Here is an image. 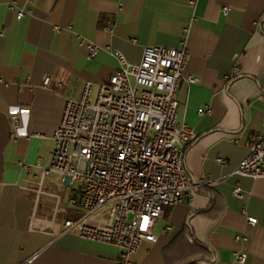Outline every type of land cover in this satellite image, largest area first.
<instances>
[{"label": "crops", "instance_id": "obj_1", "mask_svg": "<svg viewBox=\"0 0 264 264\" xmlns=\"http://www.w3.org/2000/svg\"><path fill=\"white\" fill-rule=\"evenodd\" d=\"M22 8L31 14L18 20ZM83 40L98 47L91 60ZM153 46L185 48V76L199 80L183 83L177 97L179 121L198 134L186 169L200 187L164 209L157 241L144 242L131 262L238 264L244 254L245 264H264V179L235 174L250 136L264 132V0H0V264H117L116 247L28 229L33 195L21 187L40 171L29 175L23 165L51 164L67 100H79L87 83L95 97L119 68L110 49L139 63ZM48 180L45 190L62 197L64 217L78 219L82 212L67 200L81 185L61 182L59 192Z\"/></svg>", "mask_w": 264, "mask_h": 264}, {"label": "built area", "instance_id": "obj_2", "mask_svg": "<svg viewBox=\"0 0 264 264\" xmlns=\"http://www.w3.org/2000/svg\"><path fill=\"white\" fill-rule=\"evenodd\" d=\"M14 3L9 5L16 11ZM227 12V10H225ZM17 10V19L30 15ZM113 22L109 21L112 31ZM59 30V28H57ZM88 59L98 47L83 40ZM119 68L93 97L87 83L79 100L68 99L61 122L53 135L54 150L48 167L23 165L33 179L21 189L33 195L28 229L60 237L73 233L81 239L110 245L120 250L117 264H133L130 257L144 242L155 243L153 229L166 207L182 203L200 184H194L186 169L189 147L198 134L179 121L178 91L183 83H197L185 76L188 52L163 46L146 47L139 63H131L118 50L110 49ZM240 75L235 68L230 79ZM50 85V78L43 80ZM200 109L199 114H209ZM14 128L19 120L13 119ZM220 164L226 161L218 159ZM240 177L264 179V132L250 136L249 154L235 170ZM53 175L64 186L81 185L79 196L70 195L67 205L82 213L65 218L62 197L45 190ZM207 185L211 181L206 182ZM241 188H235L238 196ZM49 205L42 208L44 201ZM250 226L258 220L247 217ZM247 255L237 254L245 264Z\"/></svg>", "mask_w": 264, "mask_h": 264}, {"label": "rangeland", "instance_id": "obj_3", "mask_svg": "<svg viewBox=\"0 0 264 264\" xmlns=\"http://www.w3.org/2000/svg\"><path fill=\"white\" fill-rule=\"evenodd\" d=\"M48 182H52L54 191H61V182H62V178L60 176L57 175H53L49 178Z\"/></svg>", "mask_w": 264, "mask_h": 264}, {"label": "trees", "instance_id": "obj_4", "mask_svg": "<svg viewBox=\"0 0 264 264\" xmlns=\"http://www.w3.org/2000/svg\"><path fill=\"white\" fill-rule=\"evenodd\" d=\"M192 264H195V263H192Z\"/></svg>", "mask_w": 264, "mask_h": 264}]
</instances>
